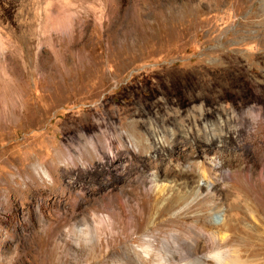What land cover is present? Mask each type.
<instances>
[{
	"label": "rangeland",
	"instance_id": "obj_1",
	"mask_svg": "<svg viewBox=\"0 0 264 264\" xmlns=\"http://www.w3.org/2000/svg\"><path fill=\"white\" fill-rule=\"evenodd\" d=\"M47 1L0 0V264H264V0H54L76 15L65 35L45 28ZM18 31L68 91L11 73ZM92 142L119 160L113 179L88 164ZM176 181L201 197L185 206ZM233 213L239 236L215 226ZM193 225L215 239L195 247Z\"/></svg>",
	"mask_w": 264,
	"mask_h": 264
},
{
	"label": "bare ground",
	"instance_id": "obj_2",
	"mask_svg": "<svg viewBox=\"0 0 264 264\" xmlns=\"http://www.w3.org/2000/svg\"><path fill=\"white\" fill-rule=\"evenodd\" d=\"M53 1H47V6H48L47 8H49V6H51L52 4H53V6L57 5V4L54 5ZM50 2H52V4ZM51 8H54V7H51ZM75 16H76L75 13L72 10H70L69 6L65 2H61L60 1V3H58V5H57V11H56V15L55 16H53L50 12L46 13L45 28L50 33L51 32H55V33H58V34L59 33H61V34L63 33L64 35L65 34H70V33L73 32V28H74L73 27V18ZM47 34H49V33H47ZM43 35H46V32H43ZM32 43H33V40L30 37V31H27V32L18 31L17 32L16 41L10 47L11 48V55L9 56V64H8V66H9V69L12 70L11 73L18 74L20 76V79L22 80V79L26 78V75L33 74V72L36 71V72L40 73V75H42V80H44L48 84H51V85L58 84V85L62 86L63 88H66L67 91H68V88L70 86H72V84H73L72 82L74 81L72 75L69 72L67 73V72L62 71L61 68L57 64H50V61L45 60V57H42L40 55V53L38 52L39 49H38V51L36 53H34L33 52L34 47L31 45ZM73 45L74 46H78V47L80 46V47H82L81 49L83 50V47H84L83 42H79V43L75 42ZM5 46L3 44V41H1V39H0V55H3L4 52L7 50V48ZM39 46H40V44L37 45V48H39ZM19 60L22 61L23 65L25 66L26 71H24V72L22 71L21 72V70L19 69V65H18L19 64L18 63ZM63 62L65 63V61H63ZM67 63H68V61H67ZM71 68H75L78 71L79 75L86 74L87 73V69H88V63H87V61H83V62L81 61V63L76 62V64L72 63L71 64ZM19 97L20 96L18 95L17 96V107H18ZM22 100H21V102H22ZM132 126H131V128H135V127H132ZM137 131H138V127H137V129H135V133H137ZM144 133H146V132H144ZM140 134H143V133H140ZM114 142H116V141H114ZM90 145H91V150L96 152L97 155L101 158L102 161L93 159L91 151H89L90 152V153H88L89 160L87 161L88 164L90 166H92V167H93L94 164L96 166L100 167L101 170L98 171V175H100L101 177L109 176L110 179H113L114 177H116L117 172H118V167L117 166H118V162H119V160L117 159L116 155L114 154L113 156H110L107 153L105 155V153L101 152L99 150V148L96 147L93 142ZM73 158L69 157L68 161L73 167L70 168V169H67V170H68L69 173H71L72 171L76 172L75 180H77V182H78V180L81 179L80 177L82 176V174H81L82 172H81V169L76 165V163L79 160L77 162H75V160H74L75 158L74 159ZM76 160H77V158H76ZM107 163H108V166H107ZM63 169H64V167H63ZM43 173L48 175L47 172H43ZM187 185H186L185 181H181V182L176 181L174 183V186H176V190L177 191H179V192L181 191L182 192V190H185V192L188 191L189 193H191V195H194L196 197L194 200H191V201L188 200V202H186V203L184 202L185 206H188L189 204L194 202L197 198L201 197V188L199 186V183L195 184L193 187H191V190H188V186ZM206 191H207V195L212 196L213 193H212V189H211L210 185L207 186ZM185 194H187V193H185ZM207 195H205V196L209 197ZM185 197L186 196H184V197L182 196V198H185ZM187 197L189 198L188 195H187ZM183 200L184 199H181L180 201L182 202ZM180 201L178 200V202H180ZM218 204H219L218 202H214L213 203L214 208H218ZM238 215L239 214H237V213H233V215H231L230 218L226 219V220L223 219V218H219V222L217 224H215V226L217 228L221 229V230H225V231L230 232V233L232 232V233H234V235L239 236L240 233L238 234V232L239 231H243L242 230L243 227H242V220L241 219H237ZM94 222H95V216L91 217V216H87L86 215L85 218H83L82 221H81V224H82L81 229L77 230L78 227H75L73 230L76 229L81 234H86V238H87V235L93 236L91 234V232H92V228H93L92 227L93 226L92 223H94ZM249 225H251V224H249ZM245 226L247 228H249V229L250 228L251 229H255V226L249 227L248 224H246ZM191 228H192V230L190 231L191 233H188L187 236H188V239H193L194 246H195V243H196V246H197V240L200 237H204L205 239H207V241L208 240L210 241L211 239H215V234L213 235V234H210V233H205V231L203 229L197 228L196 225H193ZM225 236L227 238V235H225ZM143 242L144 243H143V246L141 248H135L132 251V254L139 261H141V260L142 261H147L148 257L151 254H153V251H154V240H153V238L151 236L145 237ZM165 245L167 246L168 244L165 242ZM165 249H167V248H165ZM213 258L215 260V264H240L241 263L240 260L234 259V258L233 259L227 258L223 253L218 252V251L214 252ZM132 260H134V258ZM199 260H201V259H199ZM227 260H228V262H226Z\"/></svg>",
	"mask_w": 264,
	"mask_h": 264
}]
</instances>
